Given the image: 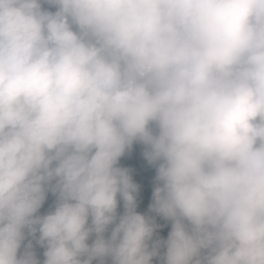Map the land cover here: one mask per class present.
<instances>
[{"label":"clouds","instance_id":"9594fccd","mask_svg":"<svg viewBox=\"0 0 264 264\" xmlns=\"http://www.w3.org/2000/svg\"><path fill=\"white\" fill-rule=\"evenodd\" d=\"M154 258L264 264V0H0V264Z\"/></svg>","mask_w":264,"mask_h":264},{"label":"trees","instance_id":"16d2710c","mask_svg":"<svg viewBox=\"0 0 264 264\" xmlns=\"http://www.w3.org/2000/svg\"><path fill=\"white\" fill-rule=\"evenodd\" d=\"M54 10V9H53ZM144 146L139 143H134L132 149L121 158L119 166L130 169V174L133 177L134 182L139 184L140 191L137 196V211L154 215L149 212V205L151 204L152 191L155 183V167L149 165L146 159L143 156ZM54 196L49 193L48 199L45 202V205L41 209V212H46L54 204ZM118 211L122 212V203ZM157 222L163 225L162 228L158 229V234L166 238L167 233L170 230V224L165 222L163 219L157 217ZM91 243V239L89 240ZM34 249L37 253L38 258L43 260V249L34 243ZM93 264H98L97 261H93ZM153 264H160L157 258L153 259Z\"/></svg>","mask_w":264,"mask_h":264}]
</instances>
